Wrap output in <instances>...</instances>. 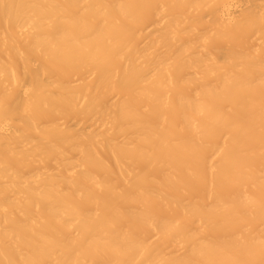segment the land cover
Segmentation results:
<instances>
[{
	"label": "bare ground",
	"instance_id": "6f19581e",
	"mask_svg": "<svg viewBox=\"0 0 264 264\" xmlns=\"http://www.w3.org/2000/svg\"><path fill=\"white\" fill-rule=\"evenodd\" d=\"M0 264H264V0H0Z\"/></svg>",
	"mask_w": 264,
	"mask_h": 264
}]
</instances>
